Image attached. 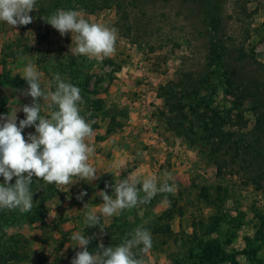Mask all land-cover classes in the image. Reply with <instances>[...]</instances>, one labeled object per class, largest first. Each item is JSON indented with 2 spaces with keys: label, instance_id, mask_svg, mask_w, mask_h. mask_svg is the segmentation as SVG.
Wrapping results in <instances>:
<instances>
[{
  "label": "rangeland",
  "instance_id": "374dc122",
  "mask_svg": "<svg viewBox=\"0 0 264 264\" xmlns=\"http://www.w3.org/2000/svg\"><path fill=\"white\" fill-rule=\"evenodd\" d=\"M235 1L225 0L227 13L235 15L227 23V32L238 37L250 32L246 49H253L264 63V0H247V10L241 14L235 13L240 10ZM180 3L181 0H169L164 6L152 7V23L146 24L137 42L133 36L121 33L114 8L95 13L78 10L90 22L114 27L118 33L112 56L102 60L92 58L87 91L81 92L85 102L81 115L94 121L90 143L95 146V153L90 162L100 178L87 187L83 202L75 198L80 192L79 185L69 190L56 189L54 196L46 200L45 207H41L46 213L36 212L38 219L34 223L28 222L26 213L19 222L6 221L12 211H0V246L6 252L8 264H70L75 252L80 250L72 247L73 232L80 231L86 236L95 233L88 246L89 252H93L101 242L105 247H114L119 237L125 238L138 226L149 229L153 238L152 248L138 257L143 258L145 264H251L253 261L264 264V260H258L259 255L264 254V190L246 185L236 176L219 175L199 150L167 131L154 117V113L163 108L156 94L158 86L175 79L183 63L187 67H200L204 56L200 46L203 39H209L197 32L203 27L196 12H179ZM30 15L33 22L18 30L0 23V59H7L5 67L0 64V115L32 102L30 96L21 95L27 83L14 86L7 79L21 77L28 62L36 65L40 47L56 49L53 55L59 57L74 54L71 48L75 44L70 32L61 37L44 21L47 17L39 18L37 11ZM40 38H45L41 45L38 44ZM16 49L24 53L15 60L7 56ZM252 68L247 67L251 72ZM37 70L41 73L42 88L51 90L50 76L38 67ZM140 93L148 98L143 96L146 101L139 103ZM208 93L212 94L216 105L229 106L219 80L210 85ZM99 100L102 104H98ZM107 111L117 114L115 121L104 116ZM23 115L19 111L18 119ZM245 116L251 128L255 116L250 110H246ZM146 118L151 121L149 128L144 121ZM151 128L159 134L156 144L147 134ZM29 132L35 133V129L26 128L25 137ZM166 171L173 177L169 183L176 185L174 194H157L147 205L124 210L119 216L100 217L101 226L111 229L115 243L101 235L99 228L88 232L83 223L88 209L83 205L88 203L91 208L102 204L99 191L103 190V182L115 183L129 173L162 179ZM2 182L3 177H0ZM74 189L76 193L71 194ZM108 194L114 198L111 188Z\"/></svg>",
  "mask_w": 264,
  "mask_h": 264
},
{
  "label": "trees",
  "instance_id": "16d2710c",
  "mask_svg": "<svg viewBox=\"0 0 264 264\" xmlns=\"http://www.w3.org/2000/svg\"><path fill=\"white\" fill-rule=\"evenodd\" d=\"M167 1L169 0H38L36 8L39 18L49 17L58 9H80L86 13H95L114 8L117 13L116 25L121 33L133 36V40L137 42L141 40L139 33L145 31L146 24L152 23V7L164 6ZM235 2L240 6V10L235 13L241 14L247 10V0ZM225 3V0H181L179 12H196L203 27L197 29V32L209 39H203L200 46L204 50L200 67H187L183 63L175 79L158 86L156 94L162 100L163 108H159L154 117L167 131L199 150L219 175H233L246 185L264 190V63L259 61L253 49H246L250 32L243 37L227 32V23L235 15L227 13ZM162 15L165 16V13ZM43 41L45 38H40L38 44L41 45ZM23 53L24 51L16 49L7 53V56L15 60ZM55 53L56 49L40 47L36 58L37 67L50 76L51 90L55 89L53 74L58 72L62 79L79 87L81 92L87 91L90 79L88 70L91 69L93 60L75 54L59 57L53 55ZM6 63L7 59H0V64L4 67ZM247 67H253L252 72ZM83 77L86 78L82 81ZM7 80L14 86L26 83L21 77ZM215 80H219L223 86L229 104L226 108L216 105L212 94L208 93ZM97 102L102 104L101 100ZM246 110L252 111L255 116L251 128L245 116ZM104 116H110V120L115 121L117 114L107 111ZM24 118L25 115L19 119ZM14 182L15 178L12 183ZM105 183L103 182V189ZM31 187L35 192L33 199L37 200L32 210L34 212L26 215L15 210L6 221L19 222L26 215L28 222L34 223L38 219L36 212L41 215L46 213L41 207L44 208L46 200L54 196L57 187L36 178H33ZM95 228H88V232L93 233ZM104 233L112 243L111 229H104ZM117 240L119 242L115 243L114 239L115 246L123 241L122 237ZM256 252L257 250L254 251L255 254ZM5 255L6 252L0 246V264H8L9 259ZM263 256V253L259 255V262L264 260ZM251 264H255L254 261Z\"/></svg>",
  "mask_w": 264,
  "mask_h": 264
},
{
  "label": "clouds",
  "instance_id": "9594fccd",
  "mask_svg": "<svg viewBox=\"0 0 264 264\" xmlns=\"http://www.w3.org/2000/svg\"><path fill=\"white\" fill-rule=\"evenodd\" d=\"M37 3L38 0H0V23L17 30L27 26L33 22L30 13L37 11ZM44 21L61 37L71 33L72 43L75 44L71 51L75 55L102 60L116 51L117 30L102 23L90 22L79 11L58 9ZM20 76L28 85L21 90V95L30 96L32 102L0 115V177H3L0 183V211L18 210L24 214L34 208L33 178L45 184H54L57 189L69 190L81 181L92 184L100 177L97 168L90 162L95 153V146L90 143L94 121H88L81 115V106L85 103L81 89L62 79L57 72L53 74L55 89L45 91L41 85V73L33 62L26 64ZM19 111L24 113L25 118L17 123ZM42 112L44 115H41ZM26 128H34L35 133L29 132L25 137ZM172 180V174L166 171L162 179L155 175L129 173L115 183L106 182L104 189L99 191L102 204L91 208L88 203L83 205L88 209L84 213L85 227H98L101 235L105 234L101 216H119L124 210L147 205L157 194H174L176 185L169 183ZM109 188L114 198L108 194ZM86 195L87 191L81 190L75 198L83 202ZM93 238L95 233L92 236L80 231L72 233V247L80 250L75 252L70 264H145L144 259L138 257L153 246L152 233L143 226L129 232L115 247H105L101 242L95 251L89 252L88 246ZM134 249L137 251L134 252Z\"/></svg>",
  "mask_w": 264,
  "mask_h": 264
},
{
  "label": "crops",
  "instance_id": "0c3cea01",
  "mask_svg": "<svg viewBox=\"0 0 264 264\" xmlns=\"http://www.w3.org/2000/svg\"><path fill=\"white\" fill-rule=\"evenodd\" d=\"M137 89H138V87H137ZM142 89V88H141ZM140 90V89H139ZM141 94V93H140ZM142 95V94H141ZM143 96H145L144 94L142 95V99H140L139 100V103L142 101H146L144 98H148V97H144L143 98ZM135 113H137L138 114V112L136 111ZM144 121H146V127L147 128H149V123L151 122L150 120H149V118H146ZM152 129V128H151ZM149 129L148 131H147V134H148V136H151L152 137V139H150V141L151 142H153L154 144H156V138L158 137V133L154 130V129ZM149 138V137H148ZM103 143V142H102ZM92 159H94V157H92ZM74 185H79V188H77V190H87V187L90 185V184H88V183H86V182H84V181H81V182H79L78 184H74ZM73 185V186H74ZM76 189H74V190H71V194H73V193H76V191H75Z\"/></svg>",
  "mask_w": 264,
  "mask_h": 264
}]
</instances>
